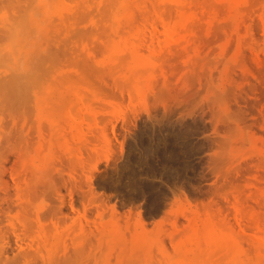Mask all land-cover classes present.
<instances>
[{
    "label": "rangeland",
    "instance_id": "obj_1",
    "mask_svg": "<svg viewBox=\"0 0 264 264\" xmlns=\"http://www.w3.org/2000/svg\"><path fill=\"white\" fill-rule=\"evenodd\" d=\"M47 258L264 264V0H0V264Z\"/></svg>",
    "mask_w": 264,
    "mask_h": 264
},
{
    "label": "bare ground",
    "instance_id": "obj_2",
    "mask_svg": "<svg viewBox=\"0 0 264 264\" xmlns=\"http://www.w3.org/2000/svg\"><path fill=\"white\" fill-rule=\"evenodd\" d=\"M3 21H4V20H3ZM153 30H154V29H153ZM153 33H154V32H153ZM13 75H14V74H13ZM16 76H17V75H16ZM21 76H22V75H21ZM13 78H15V77H13ZM21 78H22V77H21ZM15 81H17V80H15ZM20 82H21V81H20ZM15 85L18 86V87L20 86V85H18V82H16ZM12 87H13V86H12ZM12 87H11V88H12ZM18 87H17V88H18ZM18 89H19V88H18ZM9 90H10V89H9ZM16 90H17V89H16ZM10 91H12V90H10ZM10 91H9V92H10ZM14 91H15V90H14ZM18 91H19V90H18ZM21 91H22V90H21ZM15 93H16V92H15ZM22 93H23V92H22ZM17 94H18V93H17ZM25 94H26V93H25ZM22 96H23V95H22ZM19 97H20V96H19ZM17 98H18V97H17ZM23 101H24V100H23ZM183 133H184V132H183ZM105 138L108 139L109 137H107V135H106ZM107 139H106V142L109 140V139H108V140H107ZM155 139H156V138H155ZM109 142H110V144H111V140H110ZM107 145H108V143H107ZM108 146H110V145H108ZM109 149H110V147H109ZM186 151H187V150H186ZM196 151H197V150H196ZM190 152H191V151H190ZM174 153H175V152H174ZM162 154H163V153H162ZM185 155H186V154H185ZM165 158H166V157H165ZM165 158H164V159H165ZM167 158H168V157H167ZM146 159H147V158H146ZM171 160H172V159H171ZM180 163H181V162H180ZM170 170H171V169H170ZM143 174H144V173H143ZM178 174H179V173H178ZM150 175H151V174H150ZM172 175H173V174H172ZM138 177H139V176H138ZM140 181H141V180H140ZM166 182H167V181H166ZM139 183H140V182H139ZM167 183H168V182H167ZM145 184H146V183H145ZM170 184H171V183H170ZM170 184H169V185H170ZM151 190H152V189H151ZM10 227H11L12 229L15 230L14 232H16L17 229H16V224H15V222L12 221ZM2 233H3V232H2ZM6 239H7V237H5L4 234H3V236H2L3 247H4V245L6 244V242H5ZM42 241H44V240H42ZM44 242H45V241H44ZM44 244H45V243H44ZM45 245H46V244H45ZM45 245H44L43 247H45ZM47 247H48V246H47ZM2 252H3V250H2ZM47 254L50 255V253H47ZM23 257H24V256H23ZM21 259H23V258H21ZM21 259H20V260L18 259V260L21 261ZM48 259H49V258L44 259V260L46 261V263L44 262V264H53V263H52L53 261H49ZM50 259H51V258H50ZM26 260H27V259H26ZM16 261H17V260H16ZM72 261H73V260H72ZM26 262H27V261H25V259H24V264H27ZM47 262H48V263H47ZM50 262H51V263H50ZM68 262H69V260L67 261V263H66V261L63 262V264H65V263H66V264H69ZM70 262H71V260H70ZM263 262H264V261H263ZM263 262H261V263H263ZM16 263H18V261H17ZM73 263H76V261L73 262ZM54 264H57V263L54 262ZM61 264H62V263H61ZM71 264H72V262H71ZM76 264H77V263H76Z\"/></svg>",
    "mask_w": 264,
    "mask_h": 264
}]
</instances>
